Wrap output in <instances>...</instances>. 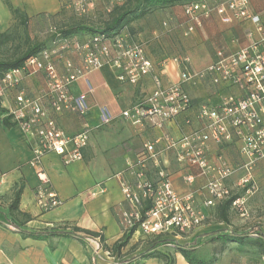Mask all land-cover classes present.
Here are the masks:
<instances>
[{
    "label": "built area",
    "instance_id": "2783aa9c",
    "mask_svg": "<svg viewBox=\"0 0 264 264\" xmlns=\"http://www.w3.org/2000/svg\"><path fill=\"white\" fill-rule=\"evenodd\" d=\"M96 2L70 0L67 5L75 13L87 17L93 13ZM120 2L122 0H108L110 5ZM110 5L105 8L107 13ZM211 16L224 25L250 21L254 29L247 33L248 43L236 51L216 49L214 59L200 69L192 66L188 56L161 60L157 65L161 72L167 61L179 66L175 82H163L161 72L155 71V64L148 57L143 41L130 39L121 33L113 37L61 38L53 41L51 47L28 58L21 67L0 76V98L25 77L37 73L44 77L42 95L30 97L25 90L19 89L14 96L13 107L7 112L31 140L29 164L40 181L35 200L41 211H49L61 204L57 195L48 188V178L41 166L42 157L52 152L65 164L81 161L90 131L109 124L116 117L106 107H99L97 122L93 126L68 134L50 116V112L85 115L88 111L85 96L73 95L70 87L78 79L104 66L113 68L121 83L133 85L144 76L152 78V91L119 114L132 125L141 126L155 117L174 120L183 113L193 112L183 120L185 126H191L189 130L178 137L164 133L144 142L142 152L133 161H128L123 171L114 175L126 203L118 220L123 234L139 230L146 236L173 238L188 234L203 224L205 214L202 206L195 203L192 194L178 195L172 187L170 173L161 165L160 157L169 152L173 153L176 164L181 168L195 171L185 175L187 183H193L195 175L205 178L208 198L202 205L212 206L231 196L226 181L237 168L221 156L217 162H210L207 157L209 143L236 141L244 158L240 168L245 172L238 185L244 187L246 195L256 190L252 169L257 162L264 161V18L252 11L251 0L191 1L183 8L182 36L188 37ZM162 24L167 26L166 21ZM203 80L226 92L215 104L203 102L195 107L184 85ZM99 190L103 192L105 189L100 187ZM95 194L92 192L90 195ZM244 202L245 196H239L232 201L231 207L243 213ZM97 234L87 238L93 253L111 256L110 251L103 248L101 232Z\"/></svg>",
    "mask_w": 264,
    "mask_h": 264
},
{
    "label": "crops",
    "instance_id": "0c3cea01",
    "mask_svg": "<svg viewBox=\"0 0 264 264\" xmlns=\"http://www.w3.org/2000/svg\"><path fill=\"white\" fill-rule=\"evenodd\" d=\"M9 2L14 8H18L20 13L32 19L57 16L62 12L61 0H9ZM251 8L253 12L264 18V2L251 0ZM0 10L5 12V21H7V26L3 27V22L0 20V31H5L9 28V22L13 20L9 10L6 11L2 0H0ZM214 25L217 28H214ZM218 25H221L220 31ZM178 27L179 32L183 26L179 24ZM253 29L254 26L248 20L224 25L216 17H212L188 37H182L188 43L184 56L190 57L195 69H200L213 60L214 54L205 56L201 41L197 43L193 41L199 34L205 32L209 35L211 32H218L216 37L219 38L220 46L226 51H236L248 43L247 33ZM137 41L142 40L138 39ZM145 46L148 57L155 64V71L160 73L161 68L157 65L161 60H168L172 57L167 56L165 52L155 55L146 43ZM94 72H100L102 83L98 86L109 92L114 97L113 102L118 105L117 109L110 112L116 117L106 126L90 131L88 144L82 151L83 159L81 161L65 164L60 156L52 152L46 153L42 157L41 166L48 178V188L61 201L60 205L46 212L39 209L35 200V192L40 181L35 170L29 164L32 158L31 140L16 125L7 127L3 124V117L13 107L14 96L19 89L25 90L30 97L42 95L44 91L43 75L25 77L19 85L6 91L0 100V202L8 208L13 193L20 190L18 211L31 217V220L17 229L9 224L8 219L11 216L8 213L0 214V223L7 227L6 229L0 227V264H168L167 258L153 255L143 256L146 253L159 252L173 260V264H187L179 252L174 248H167L173 246L171 244H161L156 247L149 244L144 249L134 250L133 246L139 239H146V235L139 230H134L127 245L120 250V253L112 252V257H107L108 260L102 257L95 260L92 258L93 256L89 253V247L91 249L92 244L87 238L84 239L82 232H78L76 236H51L44 240L21 235V231H48L62 230L63 228L70 231L73 227H77L81 230L100 231L105 248L111 250L113 244L122 238L123 232L118 220L121 211L126 207L119 182L114 175L123 171L127 162L133 161L142 152L144 142L164 133L178 137L182 132L191 128V126H185L183 120L187 114L192 115V111L183 113L174 120H161L158 117L148 119L141 126L132 125L120 117L119 114L122 110L152 91L154 87L152 78L150 75L144 76L133 85L121 83L116 78V71L110 66H104L102 69L90 72L84 78L78 79L70 87V92L73 95H84L87 99L89 108L85 115L72 112L56 115L50 112V116L55 120L57 126L66 133L74 134L85 126H93L97 122L98 107L107 108L105 105H98L92 98L94 89L87 76ZM160 74L164 83L175 82L178 80L179 66L167 61V65ZM79 81L84 83L85 92L81 91L78 85ZM184 87L195 107L203 102L215 104L226 92L217 89L208 80L197 81L194 84L184 85ZM44 102L47 105L46 101ZM112 139H115V142ZM219 156L229 165L237 168L236 172H244L240 168L244 158L240 155L238 142L209 143L208 160L212 163L217 162ZM160 161L162 167L170 173L172 187L176 193L180 196L192 194L195 203L202 206L205 214L199 231L187 235H177L171 239L186 245L197 241L195 250H200L201 246L218 245L217 249L215 247L209 249V258H203L209 260L215 257L216 260L213 264H225L224 258L228 252L233 258L228 264H264V255L259 254L254 245L249 242L242 244L229 242L220 252L221 243L219 240L210 241L218 233L208 231L211 227L209 224L211 221L209 219L210 209H214L218 202L212 206L202 205L208 198V193L204 188L205 178L195 175L194 182L187 183L184 179L185 175L195 173V171L181 168L176 164L172 152L163 154ZM263 168L264 161H259L253 167L252 172L255 175ZM229 180L226 181V185L231 189ZM100 187H104L105 190L100 192ZM92 192L96 194L90 195ZM18 221H23V217L18 216ZM237 235L239 237L246 235L247 241L257 237L255 233H237ZM80 237H83L82 240ZM101 256H105V254L102 253Z\"/></svg>",
    "mask_w": 264,
    "mask_h": 264
},
{
    "label": "rangeland",
    "instance_id": "374dc122",
    "mask_svg": "<svg viewBox=\"0 0 264 264\" xmlns=\"http://www.w3.org/2000/svg\"><path fill=\"white\" fill-rule=\"evenodd\" d=\"M69 2L70 0H66L64 12L56 17L44 16L34 18L26 26L18 23L16 20L10 21L7 31L12 34L13 39L3 48V54L6 56H11L14 53L22 51L29 43L34 42L43 43L46 48L51 47L53 45V41H58L61 39L60 30L63 27L82 21L88 25H98L109 18L108 13L105 11V8L109 7L110 5L107 0H97L93 13L87 17L75 13V11L67 5ZM3 5L8 12L6 5L4 3ZM128 6L133 8V2H128ZM180 13L179 7L175 9H171L169 7H160L148 13L143 18L134 20L125 25L120 30V33L133 40L141 39L155 55L160 52H165V54L169 57L174 56L180 58L184 56L187 49L186 46L188 45V43L180 36L178 32V25L181 19ZM4 14L5 12L0 10V20L3 22V27H6L7 21H5L6 15ZM164 21L167 22V26H163L162 23ZM215 27L217 28V26L214 25V28ZM220 27L221 25L218 27V30H221ZM217 34L218 32H211V34L208 35L204 32L203 34H199L197 36L198 40H196L197 38H193V41L196 43L201 41L204 46L203 49L205 50V56H211L215 47L220 45L219 38L216 37ZM155 35L158 38H156ZM86 36H89V33H78L71 38L79 39L85 38ZM87 78L94 89L92 94L93 100L98 105L107 106L110 112H113L114 109H117L118 105L113 102L114 97L104 88L98 86L102 83L100 72H94L88 75ZM78 85L82 92L86 91V87L82 81H79ZM85 102L87 103V99H85ZM87 106L89 108L88 103ZM115 139H112V141L115 142ZM244 174L245 172L242 171L235 172L234 175H232V178H230L228 181L231 187V195L238 194L239 196H245L243 213L239 209L231 207L229 210V223L226 224L217 221L216 216L213 214L214 209L211 208L209 213V219H211L209 224L211 227L208 229V231L214 232L218 229L228 228L235 231L236 233H247L250 231H255V228H259L264 234V168L261 170V172H258L255 175L252 172V180L255 183L256 190L249 195L245 194V189L242 185L237 184ZM7 213L8 210L6 206L2 205V202H0V214L3 215ZM0 227L3 229L7 228L3 223H0ZM199 228L200 227L190 231L188 234L197 231ZM153 239L154 238L152 236H146V239L141 238L135 243L133 249H144L153 242ZM213 247L217 249L219 246H213V244L210 246H201L199 247L200 250H194V254L197 257L207 259L210 257L209 249ZM167 248L173 249L174 247L168 246ZM89 253L93 256L92 258H94V260L100 259V257L108 260L107 257H112L106 255L101 256L102 253L95 255L93 253V249H90V247ZM232 259V255L228 252L224 258L225 264H228Z\"/></svg>",
    "mask_w": 264,
    "mask_h": 264
},
{
    "label": "trees",
    "instance_id": "16d2710c",
    "mask_svg": "<svg viewBox=\"0 0 264 264\" xmlns=\"http://www.w3.org/2000/svg\"><path fill=\"white\" fill-rule=\"evenodd\" d=\"M191 1H197V0H122V2L120 3H114L111 5L110 12L108 13L109 18L107 20L99 23L98 25H88L84 21H82L65 26L60 30L61 38L72 37L78 33H89V36L86 37H92L95 35H104L106 37H113L115 35L120 34V30L125 25L129 24L134 20L143 18L148 13L160 7H169L171 9L179 7L181 12L180 13L181 19L179 21V24H182L183 8L187 3ZM2 2L8 8L13 21L16 20L18 23L26 26L32 20V18H28L26 15L20 13L18 8H14L10 4L9 0H2ZM128 2H133L134 7L130 8L128 6ZM61 5H62V12H64L66 6V0H61ZM49 17H56V15ZM212 17L215 16H211L210 18ZM7 30L0 31V76H2L4 73H6L11 69L21 67L28 58L38 54L41 50L46 48L43 43L34 42V43H29L22 51L14 53L11 56H6L3 54L2 50L13 39L12 34ZM179 34L181 37H183L181 31H179ZM218 48H222V47L220 45L215 47L214 51L212 52V56L215 50ZM38 74L40 73H37L35 75ZM0 105H1V101H0ZM3 124L7 127H13L16 125V123L12 121L11 115H6L3 117ZM19 196H20V190H16L13 193V198L7 208L8 214L11 216V218L8 219V222L11 226L17 229H19L22 224H25L26 222L31 220L30 215L18 211ZM238 197H239L238 194H232L229 198L220 200L216 204L213 214L216 216L218 222H223L226 224L229 223V210L231 208V203L233 200H235ZM18 216H22L23 221L17 222ZM133 231L134 230L124 233L122 235V238L113 244L111 250L106 249L104 244H103V248L110 251V254H113L112 252L120 253V250L127 245ZM78 232L83 233L82 236L84 237V239L96 237L98 235L97 232H93L89 230H81L77 227H73L70 231H67L65 228H63L62 230L53 229L48 231H33V232L21 231V235L24 237H30L37 240H44L51 236H62V237L76 236ZM215 232L218 233V235L215 238H211L210 241L212 242L214 240H219V242L221 243L220 252L224 250L225 245L229 242H237L241 244L244 242H249L250 244L254 245L256 251L259 254L264 255V234L259 228H255V231H250L246 233V234L249 233L257 234V237L255 239H251L250 241L249 240L247 241L245 237L246 235L239 237L235 231L230 230L228 228L218 229ZM149 236H152L154 238L153 242L151 243L153 247L159 246L163 243L173 245L174 249L181 254V256L184 258L187 264H213L216 260L215 257H212L209 260H205L203 258L197 257L194 254L195 246H197L198 244L197 241L190 242L186 245V244H180L171 238L169 239L163 238L162 235H148L147 237ZM101 241L103 242L102 235H101ZM151 255L159 258H165V259L167 258V263L173 264V260L169 259L165 254H162L160 252L146 253L143 256H151Z\"/></svg>",
    "mask_w": 264,
    "mask_h": 264
}]
</instances>
